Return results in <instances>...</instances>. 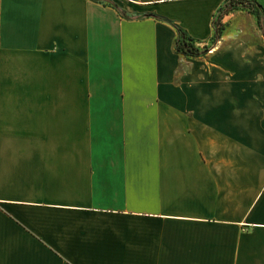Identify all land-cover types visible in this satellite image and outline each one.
<instances>
[{"label": "crops", "instance_id": "crops-1", "mask_svg": "<svg viewBox=\"0 0 264 264\" xmlns=\"http://www.w3.org/2000/svg\"><path fill=\"white\" fill-rule=\"evenodd\" d=\"M97 1L0 0V264H264L255 16Z\"/></svg>", "mask_w": 264, "mask_h": 264}, {"label": "trees", "instance_id": "trees-1", "mask_svg": "<svg viewBox=\"0 0 264 264\" xmlns=\"http://www.w3.org/2000/svg\"><path fill=\"white\" fill-rule=\"evenodd\" d=\"M94 2H99L97 0H92ZM111 7L115 10V12L120 16V17H125L124 13L119 10L115 5L111 4ZM236 9H242L246 11L247 13L253 14L256 18V23L262 32L264 34V20H263V10L258 5L255 0H225L222 5L216 10L211 24L213 28V35H212V43L215 42V40L219 36V31H220V26H219V20L222 18L223 15L226 13L236 10ZM145 16V15H144ZM153 18L163 20L161 18H157L154 16H151ZM167 22L166 20H163ZM169 23V22H167ZM172 28L175 31V38L173 42V50L176 54L185 56V57H198L204 55L208 51V47H201L198 48L194 46L193 40L186 35V33L177 27L174 24L169 23Z\"/></svg>", "mask_w": 264, "mask_h": 264}]
</instances>
